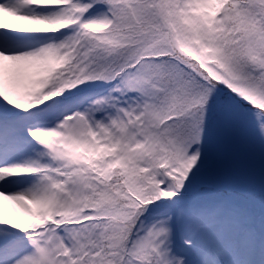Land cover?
<instances>
[{
  "label": "snow or ice",
  "instance_id": "snow-or-ice-1",
  "mask_svg": "<svg viewBox=\"0 0 264 264\" xmlns=\"http://www.w3.org/2000/svg\"><path fill=\"white\" fill-rule=\"evenodd\" d=\"M0 264H264V0H0Z\"/></svg>",
  "mask_w": 264,
  "mask_h": 264
}]
</instances>
